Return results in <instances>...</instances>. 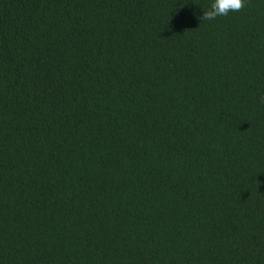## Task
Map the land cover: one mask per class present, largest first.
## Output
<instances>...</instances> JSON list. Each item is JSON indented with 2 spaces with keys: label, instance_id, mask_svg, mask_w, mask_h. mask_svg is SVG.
<instances>
[{
  "label": "trees",
  "instance_id": "16d2710c",
  "mask_svg": "<svg viewBox=\"0 0 264 264\" xmlns=\"http://www.w3.org/2000/svg\"><path fill=\"white\" fill-rule=\"evenodd\" d=\"M0 0V264H264V0Z\"/></svg>",
  "mask_w": 264,
  "mask_h": 264
},
{
  "label": "clouds",
  "instance_id": "9594fccd",
  "mask_svg": "<svg viewBox=\"0 0 264 264\" xmlns=\"http://www.w3.org/2000/svg\"><path fill=\"white\" fill-rule=\"evenodd\" d=\"M246 6V0H213L208 11L203 12L202 20H214L218 16H226L229 12H239ZM264 103V97L261 98Z\"/></svg>",
  "mask_w": 264,
  "mask_h": 264
}]
</instances>
